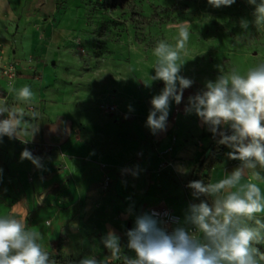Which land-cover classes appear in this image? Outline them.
Returning a JSON list of instances; mask_svg holds the SVG:
<instances>
[{"label": "crops", "instance_id": "1", "mask_svg": "<svg viewBox=\"0 0 264 264\" xmlns=\"http://www.w3.org/2000/svg\"><path fill=\"white\" fill-rule=\"evenodd\" d=\"M12 3L0 0V67L12 61L19 68L13 80L0 72V100L22 108L27 126L22 124L20 139L0 138V216L12 214L23 220L29 230L40 233L39 243L50 246L52 254L59 249L69 256H76L75 251L100 260L111 254L102 243L109 229L119 236L122 249L135 217L151 208L172 210L183 226L193 200L184 185L192 181L196 163L213 137L194 113L185 112L188 97L203 89L205 80L195 77L181 103L171 102L166 131L155 135L146 127L150 101L158 95L149 92L150 86L142 87L139 96L129 95L126 106L111 111L57 101L55 84H39L57 31L50 20L35 28L39 18L18 16ZM236 61L241 74L260 63L258 58ZM24 86L34 93L27 103L9 91ZM33 112L39 115L33 118ZM25 149L40 158L39 167L21 159ZM229 151L226 147L212 168L210 183L240 165L228 158ZM253 171L262 179H255ZM242 182H255L264 193V168L248 170ZM258 218L264 220V213Z\"/></svg>", "mask_w": 264, "mask_h": 264}, {"label": "clouds", "instance_id": "2", "mask_svg": "<svg viewBox=\"0 0 264 264\" xmlns=\"http://www.w3.org/2000/svg\"><path fill=\"white\" fill-rule=\"evenodd\" d=\"M208 3L220 8L231 6L235 0H208ZM248 3L254 6L251 23L264 26V0H248ZM249 23L246 19L240 21L244 32ZM189 36L188 25L181 24L175 45L160 40L153 49L156 61L151 81L164 83L160 94L150 101L152 108L146 127L153 135L166 131L171 102L179 105L184 90L194 83L181 75L185 63L182 53L186 54ZM218 70L220 74L215 80H206L203 89L188 97L185 112L194 113L214 138L219 137L218 144L231 150L228 158L241 163L216 183L189 182L187 186L199 202L189 205L183 226L155 212L137 215L135 226L126 233L127 247L135 257L125 256L124 264H264V252L256 247L264 244V221L258 218L264 213V193L257 183L242 182L248 170H255L257 166L264 168V62L243 74L236 67L227 73L221 66ZM9 91L15 92L20 102H30L34 96L29 86ZM31 115L35 118L39 113ZM24 116L22 108L9 107L6 101L0 100V117H5L0 119V138L20 139L22 124L27 126ZM21 159L40 166V158L28 149L21 153ZM177 168L187 174L183 166ZM253 176L262 179L259 172L253 171ZM169 223L176 225L171 231ZM40 240V233L29 230L15 215L0 216V264H56ZM102 243L113 257H118L120 238L113 230L109 229L102 237ZM79 264L100 262L91 256L82 258Z\"/></svg>", "mask_w": 264, "mask_h": 264}, {"label": "rangeland", "instance_id": "3", "mask_svg": "<svg viewBox=\"0 0 264 264\" xmlns=\"http://www.w3.org/2000/svg\"><path fill=\"white\" fill-rule=\"evenodd\" d=\"M12 4L18 16L39 18L35 28L50 20L57 31L58 43L51 45L42 64L39 84H55L57 101L87 104L99 112L126 106L128 96H139L144 86L160 94L163 81H151L153 49L160 40L175 45L181 24L186 23L190 33L186 54L182 53L181 75L187 78L210 80L220 74L218 66L227 73L238 59L264 62V26L251 23L254 6L248 0L220 8L208 0H13ZM242 19L250 22L246 32L240 27ZM127 244L124 238L118 257L108 254L102 261L134 258ZM256 247L264 252V244ZM44 250L52 254L50 246ZM73 253L74 258L83 257Z\"/></svg>", "mask_w": 264, "mask_h": 264}, {"label": "trees", "instance_id": "4", "mask_svg": "<svg viewBox=\"0 0 264 264\" xmlns=\"http://www.w3.org/2000/svg\"><path fill=\"white\" fill-rule=\"evenodd\" d=\"M61 4L58 2L57 3V9L60 8ZM229 134L230 130H229ZM219 137H212L211 138V143L209 147L203 151L201 156L199 157L197 163H196V168L194 171V175L192 178V181L195 180H203L205 184L210 183V175H211V170L214 167L215 163L217 162L218 158L221 157L227 146L218 144ZM191 193H192V189ZM193 197V195H192ZM200 199H208L206 197H201ZM199 200L194 199L192 200V203H198ZM210 202V200H209ZM50 259L54 260L56 264H79V261L82 258H74L72 256H65L63 255L59 249L54 253V254H49ZM100 264H124V259L121 261H116V262H107V261H102L98 260Z\"/></svg>", "mask_w": 264, "mask_h": 264}, {"label": "built area", "instance_id": "5", "mask_svg": "<svg viewBox=\"0 0 264 264\" xmlns=\"http://www.w3.org/2000/svg\"><path fill=\"white\" fill-rule=\"evenodd\" d=\"M18 68H19V65L17 63H15V62H12L11 64H8L6 67H0V72L3 75L7 76L8 79L13 80V79L16 78V74H17ZM113 109L114 108H112L111 110H113ZM30 110H32V108H30ZM187 185L188 184L184 185L185 189H189V187ZM152 212L160 214V216L163 219H165V220H168V221L175 220V221H178L179 224L181 223L180 217L178 215H176L170 209H167V208H155L154 207V208H151L148 213H152ZM175 226H176L175 224L169 223L168 230L171 231L172 228L175 227Z\"/></svg>", "mask_w": 264, "mask_h": 264}]
</instances>
